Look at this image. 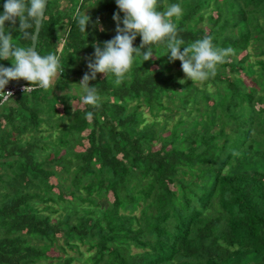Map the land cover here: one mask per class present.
Segmentation results:
<instances>
[{"label": "trees", "instance_id": "obj_1", "mask_svg": "<svg viewBox=\"0 0 264 264\" xmlns=\"http://www.w3.org/2000/svg\"><path fill=\"white\" fill-rule=\"evenodd\" d=\"M172 4L182 47L207 36L234 50L215 76L192 83L158 44L120 85L89 81L98 108L35 86L0 103V264H264V0H158L157 10ZM71 7L48 1L37 51L60 56L55 81L76 83L124 15L116 0H81L80 14L93 9L81 32ZM18 29L5 22L14 45L31 46ZM83 247L76 262L68 250Z\"/></svg>", "mask_w": 264, "mask_h": 264}, {"label": "clouds", "instance_id": "obj_2", "mask_svg": "<svg viewBox=\"0 0 264 264\" xmlns=\"http://www.w3.org/2000/svg\"><path fill=\"white\" fill-rule=\"evenodd\" d=\"M158 0H116V4L123 13V27L120 26L119 14H115L116 36L103 44L95 47V60H89L85 73L80 81L83 91L81 102L93 108L99 107L100 97L96 87H90L89 81L95 80L97 74H111L115 77L114 83L118 86L130 72L135 57L142 55L144 61L153 57V45L166 44L170 61L179 60L182 71L192 83L202 82L215 76L218 64H221L230 55L234 54L232 48L221 49L214 47L211 37L196 40L188 46L182 47L184 41L178 38L177 27L173 18H179L182 9L178 4L169 5L164 11L157 10ZM46 0H6L3 13L0 14V60L11 61L12 67L0 65V103L12 97L11 92L4 89L9 81H27L30 87L24 92L33 90V86L48 90L53 87L54 81L64 69L60 63V56L56 53L40 55L29 47L16 46L12 43L13 37L5 32V22L15 26L19 21V32L22 38L36 40L34 32L40 29L45 19ZM81 32H86L90 22L89 16L80 14L76 16ZM29 29H34L29 32ZM142 39L139 48L133 47L137 36ZM183 48V51L181 49ZM146 49V51H142ZM185 83L184 80L180 81ZM59 107V106H58ZM86 119L92 120L93 113L87 112Z\"/></svg>", "mask_w": 264, "mask_h": 264}, {"label": "rangeland", "instance_id": "obj_3", "mask_svg": "<svg viewBox=\"0 0 264 264\" xmlns=\"http://www.w3.org/2000/svg\"><path fill=\"white\" fill-rule=\"evenodd\" d=\"M70 2H71V4H72V7H71V9L73 8L74 10H77V8H78V6H79V4H80V2H81V0H70ZM59 3L63 6V7H65L66 5H68V0H59ZM93 11V9H91V8H86L84 11H83V13L82 14H88V13H90V12H92ZM102 27V26H101ZM116 27H117V24H116V22H110V24L107 26V31L108 32H110V33H116ZM56 82V83H55ZM79 84H80V82H71L70 80H68V81H65V82H63V80L62 79H60L59 81H54V85H53V87H51L52 89H54V88H60V89H63L64 88V90L65 91H63V92H58V94H61V93H66V94H69L70 96L71 95H74V93L77 95H82L83 94V91H82V89L80 88V86H79ZM58 85H59V87H58ZM61 91V90H60ZM71 102V104L73 105V106H77V105H80V102L78 103V102H76V101H70ZM57 106H59L58 107V111H57V114H56V116H55V120H57V122L56 123H58V120H59V117L63 114L62 112H63V110H64V105H63V103H59V104H57ZM150 117V116H149ZM64 123L66 124L67 123V121H64ZM62 125V124H61ZM60 124H59V128H61L62 126H61ZM43 128H48V126L47 125H43ZM50 132H53V140L54 139H56V136L58 135V133H59V130H55V129H52V130H50ZM29 133V132H28ZM44 134H48V133H44ZM2 136H4V132H2L1 133V135H0V138L2 137ZM31 138V136L30 135H25L24 137H23V139L24 140H28V139H30ZM76 149L78 150V149H82L81 147H76ZM52 151H54V149L53 148H51V149H49L47 152H44L43 153V156H46L47 154H49V153H51ZM54 182L56 183V179H54ZM51 204V203H50ZM59 206H61V204H59L58 205V207ZM69 251V254L70 255H73V256H75V257H77V261L76 262H79V263H84V261L86 260V258H87V256L89 255V253L85 250V248L83 247V252H82V254H78V253H76V252H73V251H71V250H68ZM57 253H55L54 251H52V252H50V254L51 255H55V256H57L58 255V251H56ZM61 255H64V253H60ZM62 261H64V258H62Z\"/></svg>", "mask_w": 264, "mask_h": 264}, {"label": "built area", "instance_id": "obj_4", "mask_svg": "<svg viewBox=\"0 0 264 264\" xmlns=\"http://www.w3.org/2000/svg\"><path fill=\"white\" fill-rule=\"evenodd\" d=\"M64 45H65V40H63L60 43L59 53L62 52ZM26 87H30V86L27 85V84H25V85H10V84H7L5 89H4V91L5 92H11L13 95H15L18 92H24L23 89L26 88ZM28 92H31V91H28Z\"/></svg>", "mask_w": 264, "mask_h": 264}, {"label": "water", "instance_id": "obj_5", "mask_svg": "<svg viewBox=\"0 0 264 264\" xmlns=\"http://www.w3.org/2000/svg\"><path fill=\"white\" fill-rule=\"evenodd\" d=\"M48 1L49 0H46V4L48 5ZM46 9H47V6H46ZM46 9L44 10L45 13H46ZM40 30H41V26H40V29L36 30L34 32V35L36 36V40L33 42L32 41V47H33V50L37 51V43H38V38H39V34H40ZM10 85H25V84H28L27 81H24V80H20V81H9Z\"/></svg>", "mask_w": 264, "mask_h": 264}]
</instances>
